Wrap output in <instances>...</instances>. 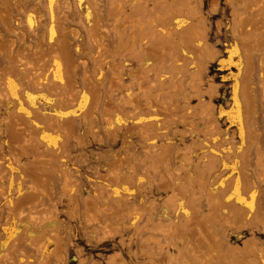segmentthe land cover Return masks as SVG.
Here are the masks:
<instances>
[{
  "label": "rangeland",
  "instance_id": "obj_1",
  "mask_svg": "<svg viewBox=\"0 0 264 264\" xmlns=\"http://www.w3.org/2000/svg\"><path fill=\"white\" fill-rule=\"evenodd\" d=\"M263 3L0 0V264H264Z\"/></svg>",
  "mask_w": 264,
  "mask_h": 264
},
{
  "label": "bare ground",
  "instance_id": "obj_2",
  "mask_svg": "<svg viewBox=\"0 0 264 264\" xmlns=\"http://www.w3.org/2000/svg\"><path fill=\"white\" fill-rule=\"evenodd\" d=\"M264 4V3H263ZM263 7V6H262ZM262 9V8H261ZM39 65V64H38ZM38 68H39V66H38ZM41 68V67H40ZM39 80V79H38ZM36 83H40V82H36ZM37 85V84H36ZM41 85V84H40ZM40 87V86H39ZM38 107V106H37ZM35 118H36V116H35ZM37 119H38V117H37ZM36 119V120H37ZM40 122V121H39ZM36 123V122H35ZM39 123H38V126L37 127H39ZM39 128H41V126L39 127ZM38 129V128H37ZM43 131V130H42ZM40 133H41V130H40ZM48 134H50V133H48ZM45 137H46V135H45ZM47 139V138H46ZM152 138H149V141L151 142L152 140H151ZM47 142V141H46ZM48 142H49V139H48Z\"/></svg>",
  "mask_w": 264,
  "mask_h": 264
}]
</instances>
